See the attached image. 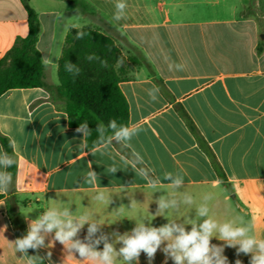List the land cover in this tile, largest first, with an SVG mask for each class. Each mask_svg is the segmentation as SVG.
Listing matches in <instances>:
<instances>
[{
    "label": "crops",
    "instance_id": "1",
    "mask_svg": "<svg viewBox=\"0 0 264 264\" xmlns=\"http://www.w3.org/2000/svg\"><path fill=\"white\" fill-rule=\"evenodd\" d=\"M28 2L39 16L37 48L47 60L48 87L15 88L0 96V134L9 139L16 161L10 189L0 192V264H29L11 242L59 202L78 214H94L106 223L104 233L123 234L135 221L151 219L155 201L175 193L170 181L159 184V191L152 189L138 174L141 168L159 177L166 172L183 175L184 187L178 192H188L196 204L211 194L212 218L250 222L254 235L264 238V13L248 11L250 0H125L124 16L116 20L117 0ZM89 4L94 11H87ZM89 17L139 60L127 61L132 78L120 83L129 125L141 129L128 146L114 142L106 149L102 144L87 148L56 97L59 82L53 74L66 34L87 26ZM28 33L23 2L0 0V60ZM152 89H158L156 100L148 95ZM0 153H5L1 141ZM134 153L143 160L135 170ZM89 163L98 174L94 185L83 181ZM111 166L119 170L107 173ZM99 191L111 196L109 205L93 199ZM164 215L170 220L192 216L194 206ZM167 222L156 216L152 225ZM83 231L86 235L87 225ZM211 242L223 243L215 238ZM28 253L46 264H81L78 254L77 260L66 259L58 241L50 249ZM224 255L229 264L236 259L250 264V256L238 257L234 248L226 247ZM164 261L158 250L152 264ZM139 264H148L143 252Z\"/></svg>",
    "mask_w": 264,
    "mask_h": 264
},
{
    "label": "clouds",
    "instance_id": "2",
    "mask_svg": "<svg viewBox=\"0 0 264 264\" xmlns=\"http://www.w3.org/2000/svg\"><path fill=\"white\" fill-rule=\"evenodd\" d=\"M115 19L123 18L127 4L125 0H117L115 5ZM82 33L78 38L82 37ZM47 63L46 58L43 60ZM178 69L180 65L176 66ZM69 72L79 73L73 65L67 64ZM158 89H152L148 95L152 100H156ZM87 122L81 123L77 128V133L83 134V140L90 134ZM97 131L100 134L99 143L104 148L115 144L128 146L134 137L141 131L135 125L118 124L115 119L108 122L107 126L98 125ZM82 140V141H83ZM92 155H95L92 153ZM135 162L132 168L135 170L137 164H142L143 160L139 154H135ZM15 159L7 153H0V192H7L12 185V176L7 169L15 165ZM119 168L109 167L106 172L115 174ZM138 174L145 179L148 185L159 191L158 185L164 181H170L169 187L174 195H161L155 203L158 205L155 215H150L151 219H140L135 221V226L131 231L121 234L118 231L104 233L102 226L106 223L101 221L92 213H77L71 211V205L59 202L45 210L36 219L28 223L26 235L17 238L11 243L14 245L16 253H21L22 258L27 257L29 264H40L39 257H29V249L51 248L55 242L64 246L66 259L68 257L76 259L79 256L81 264H139V257L143 252L146 254L148 264H152L158 250L165 255L164 264L171 259L173 264H229L228 257L224 255L226 247L236 250V255L250 256V264H264V238L258 239L253 232V225L244 220L219 222L210 215L208 202L212 200V195L208 194L202 198V202L196 204L193 196L188 192H178L184 187V176L166 172L162 177L154 176L149 170L139 169ZM86 184L94 185L98 181V174L92 170L89 163V171L83 177ZM93 199L107 205L111 202V196L105 192H97ZM57 201V200H53ZM135 201H132L131 207ZM194 215L181 217L180 219H168L165 213L168 210L179 212L182 207H193ZM121 206L118 210H122ZM156 216H164L167 223L156 227L152 225V220ZM111 225L112 223H107ZM87 225V234L83 239L79 234ZM190 226V230H188ZM52 237L48 244L46 238ZM215 238L223 243L214 244ZM103 245L102 250L99 248ZM117 245H120L117 248ZM51 257V251L48 252ZM65 259V260H66ZM65 264V261H64ZM235 264H243L242 260L236 259Z\"/></svg>",
    "mask_w": 264,
    "mask_h": 264
},
{
    "label": "trees",
    "instance_id": "3",
    "mask_svg": "<svg viewBox=\"0 0 264 264\" xmlns=\"http://www.w3.org/2000/svg\"><path fill=\"white\" fill-rule=\"evenodd\" d=\"M21 1L27 11L29 33L24 38H17L0 60V96L15 88L48 87L44 62L37 48L39 16L28 0ZM81 33L82 37L78 38ZM128 60L139 64L136 56L131 55ZM67 64L79 69V73L69 72ZM57 74L59 83L55 93L64 102L69 126L77 128L87 122L91 130L85 138L87 148L101 145L98 125L107 126L112 119L118 124L129 125V105L120 83L131 79L132 75L113 37L90 26L71 29L66 34ZM0 141L5 153L13 157L9 139L0 134ZM15 171L16 165L8 168L11 176ZM84 236L82 230L79 238ZM27 255L31 256L30 253ZM40 264L46 263L40 260Z\"/></svg>",
    "mask_w": 264,
    "mask_h": 264
},
{
    "label": "rangeland",
    "instance_id": "4",
    "mask_svg": "<svg viewBox=\"0 0 264 264\" xmlns=\"http://www.w3.org/2000/svg\"><path fill=\"white\" fill-rule=\"evenodd\" d=\"M251 1V4H250V6L252 7V8H250V6H249V8H248V11H252V12H260V11H262L263 13H264V0H250ZM87 11L88 12H92V11H94V6L93 5H91V4H89V5H87ZM97 22L93 19V18H91V17H89L88 19H87V26H90V27H95V28H99V29H101L103 32H105V34H107V35H109V31L108 30H105L103 27H100L98 24H96ZM86 27V26H85ZM109 36H111V35H109ZM111 37H113V36H111ZM114 38V37H113ZM114 40H115V42L117 43V45L120 47V49H121V51H122V53H123V56H124V58H126V60L127 61H129L128 60V58H129V56H135L134 54H133V52H131V50L129 49V46H127L124 42H122L121 40H118V39H115L114 38ZM128 66V68L130 69L131 67L129 66V65H127ZM131 70V69H130ZM53 78H54V81L55 82H59L58 81V75H57V72H54V74H53Z\"/></svg>",
    "mask_w": 264,
    "mask_h": 264
}]
</instances>
